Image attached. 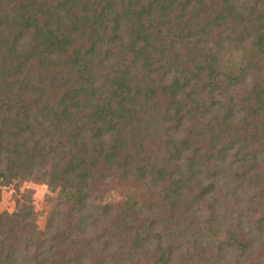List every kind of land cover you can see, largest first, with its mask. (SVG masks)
<instances>
[{
  "label": "trees",
  "instance_id": "trees-1",
  "mask_svg": "<svg viewBox=\"0 0 264 264\" xmlns=\"http://www.w3.org/2000/svg\"><path fill=\"white\" fill-rule=\"evenodd\" d=\"M99 167L158 201L89 207ZM33 175L75 215L2 212L0 264H264V0H0V185Z\"/></svg>",
  "mask_w": 264,
  "mask_h": 264
},
{
  "label": "rangeland",
  "instance_id": "rangeland-1",
  "mask_svg": "<svg viewBox=\"0 0 264 264\" xmlns=\"http://www.w3.org/2000/svg\"><path fill=\"white\" fill-rule=\"evenodd\" d=\"M170 125L157 126L156 133L151 131L150 135L146 133L142 134L144 142L141 145V154L139 155V162L145 161L146 158H150L151 163H156L157 159L153 156H161L159 163L165 159L166 151L165 145L169 138L176 137L173 133L169 131ZM96 174L94 177L93 184L89 185L90 195L89 202H93L94 205L89 207L103 208L106 206V209L112 207H119L124 203V201L128 197H133L136 199L141 206V202L154 201L157 202L158 198L152 195V189H148L146 184H144L143 180L137 181L136 178L123 179L120 175L121 173L118 171L105 170L104 167H99L95 170ZM38 172V171H37ZM59 189L51 190L50 186L44 181V179L38 175H33L28 179H19L14 181L8 186L0 185V214L2 212L13 213L18 209V204H27V202L32 206V210L34 211V224L36 226L37 232H42L46 229L52 228V230L59 229L62 232L68 231L67 225V213L68 218H72L75 214L72 215V211H67L65 218L57 217L56 219H52L53 213L59 208ZM228 205V203H227ZM231 206H233L231 202ZM60 210V208H59ZM86 214H90L93 217H97L99 215H103L99 212H87ZM149 215V213H144ZM188 218L185 217L184 219ZM73 221V219H72ZM188 221V220H187ZM71 226H74V223H70ZM55 228V229H53ZM97 227H94L90 223L89 233L88 231L84 232L80 229L77 232L80 235L77 239L79 243H84L86 239H89L88 235H93ZM50 230V229H49ZM94 231L91 233V231ZM109 239L105 240L101 247L105 248L106 242ZM110 241V240H109ZM111 242V241H110ZM112 244V243H111ZM90 249V247H87ZM110 247L105 249H111ZM101 249V248H100ZM74 248L71 245H68V254L69 258H73L75 261L74 264H87V258L81 253V259L78 260L77 256L74 257ZM92 260H99V256H104V254L99 255L98 252L93 253ZM77 259V261H76ZM126 264V263H123Z\"/></svg>",
  "mask_w": 264,
  "mask_h": 264
}]
</instances>
